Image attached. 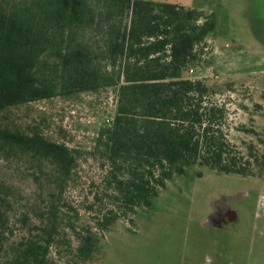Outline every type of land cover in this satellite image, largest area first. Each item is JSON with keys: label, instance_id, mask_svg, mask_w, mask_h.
I'll return each instance as SVG.
<instances>
[{"label": "trees", "instance_id": "1", "mask_svg": "<svg viewBox=\"0 0 264 264\" xmlns=\"http://www.w3.org/2000/svg\"><path fill=\"white\" fill-rule=\"evenodd\" d=\"M215 27L212 14L149 0H0V264H48L59 226L69 225L64 193L77 151L20 110L34 102L115 92L113 118L95 138L108 168L101 230L149 208L188 166L261 175L264 154L234 151L222 130L219 88L186 76ZM24 179L34 185L28 197L16 182ZM15 216L25 227L18 239Z\"/></svg>", "mask_w": 264, "mask_h": 264}, {"label": "rangeland", "instance_id": "2", "mask_svg": "<svg viewBox=\"0 0 264 264\" xmlns=\"http://www.w3.org/2000/svg\"><path fill=\"white\" fill-rule=\"evenodd\" d=\"M149 1L214 16L215 34L206 40L204 61L186 76L219 88L212 98L226 108L222 130L234 151L246 157L251 146L258 155L264 154V0ZM115 106V92L104 88L69 99L40 100L20 109L43 121L49 137L77 151L64 193L69 225L59 226L48 264H209L204 257L216 260L220 255L229 261L233 237L210 235L202 225L210 201L219 194L234 195L230 204L241 208L239 264H264V169L259 176H241L188 166L166 182L149 208H136L107 230L98 228L97 218L110 205L104 193L108 168L95 138L110 124ZM16 182L26 197L34 192L31 180ZM17 216L11 217L16 239L25 229ZM86 235L94 245L84 257L78 248Z\"/></svg>", "mask_w": 264, "mask_h": 264}, {"label": "crops", "instance_id": "3", "mask_svg": "<svg viewBox=\"0 0 264 264\" xmlns=\"http://www.w3.org/2000/svg\"><path fill=\"white\" fill-rule=\"evenodd\" d=\"M234 195L231 194H219V197L213 198L214 201H210L209 211L207 212L206 220H203L202 225L205 230L213 235L214 233H219L222 237L231 238L234 240L232 243V247L230 249L229 256L231 257L229 261H227L224 255H220L216 260L208 259L204 257V260L209 264H239L241 258V234H242V226L239 222V210L241 208H236L230 201L233 200ZM225 201V202H224ZM239 201V200H238ZM223 206V207H220ZM242 211V210H241ZM232 212V213H231ZM216 215L219 213L220 216L215 219ZM228 213H231V217L228 218ZM223 219H226L223 220ZM251 220V219H250ZM223 233V234H222ZM247 255V253H246ZM187 264V263H186Z\"/></svg>", "mask_w": 264, "mask_h": 264}, {"label": "flooded vegetation", "instance_id": "4", "mask_svg": "<svg viewBox=\"0 0 264 264\" xmlns=\"http://www.w3.org/2000/svg\"><path fill=\"white\" fill-rule=\"evenodd\" d=\"M231 213H232V212H231ZM231 213H230V214L228 213V216H227L228 218H230V217H231ZM215 215H216V213H215ZM220 215H221V214H219V213H218V214L215 216V219H217V217H218V216H220ZM223 220H225V221H226V219H223Z\"/></svg>", "mask_w": 264, "mask_h": 264}, {"label": "built area", "instance_id": "5", "mask_svg": "<svg viewBox=\"0 0 264 264\" xmlns=\"http://www.w3.org/2000/svg\"><path fill=\"white\" fill-rule=\"evenodd\" d=\"M188 71H189V73H192V72H193V69H192V68H190Z\"/></svg>", "mask_w": 264, "mask_h": 264}]
</instances>
